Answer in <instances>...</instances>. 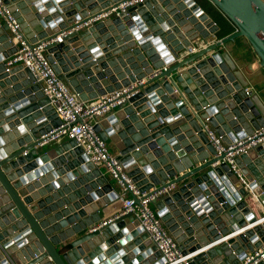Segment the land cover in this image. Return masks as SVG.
Listing matches in <instances>:
<instances>
[{"label": "water", "instance_id": "water-1", "mask_svg": "<svg viewBox=\"0 0 264 264\" xmlns=\"http://www.w3.org/2000/svg\"><path fill=\"white\" fill-rule=\"evenodd\" d=\"M121 1L3 4L29 48L47 43V61L80 100L131 88L94 126L98 137L113 144L140 192L176 186L152 205L190 264H240L264 245V149L236 159L249 182L245 189L227 164H218L223 156H216L203 127L208 119L229 145L264 126V103L244 92L252 68H238L230 47L244 43L258 61L255 74L264 76V0H206L234 28L213 43L219 27L195 0H146L127 15L75 30ZM1 20L0 264H165L136 217L101 226L117 191L74 141L40 145L61 121L27 69L6 72L4 61L16 48ZM196 39L205 47L181 57ZM20 71L26 82L17 86ZM37 149L35 158L27 156ZM107 189L112 195L105 196Z\"/></svg>", "mask_w": 264, "mask_h": 264}, {"label": "built area", "instance_id": "built-area-1", "mask_svg": "<svg viewBox=\"0 0 264 264\" xmlns=\"http://www.w3.org/2000/svg\"><path fill=\"white\" fill-rule=\"evenodd\" d=\"M145 1L122 0L116 8H112L99 18L83 23L75 30L88 29L99 19H104L105 16L121 17L127 15L129 11L138 8ZM0 18H2V24L7 27L12 45L16 48L15 52L4 61L6 72H9L16 65H22L23 68L27 69L35 82L40 84L48 104L61 121V125L40 145H47L63 137L72 140L91 164L96 167L103 166L106 170L105 174L116 183L118 199L110 206L115 203L119 205L114 207L115 212L112 216L102 220L101 226H105L115 218L130 214L137 218L139 227L146 233L147 240L155 245L165 264H190L191 258L183 255L177 243L151 208L152 203L157 202L162 196L171 194L176 186L171 185L152 194L140 192L123 170L118 157L109 152L107 145L101 141L94 130L96 124L113 113L124 102L122 95L130 91L131 88L108 93L93 101L80 100L69 86L58 78L51 64L47 61L45 55L47 43L37 44L29 48L21 39L18 34L21 30L20 25L8 7L3 4V0H0ZM70 33L71 31L64 32L56 38V42H61L62 38ZM216 41L218 40L212 41V43ZM197 51L198 49L195 47H190L186 55L194 54ZM165 68L163 70H166ZM251 91L255 92L253 87L244 90L245 94ZM207 121L208 119L205 120V122ZM205 122L203 131L206 133L209 143L214 148L217 157L223 156L218 164H227L229 170L237 177L238 182L245 189H249V182L237 166L236 159L242 154H247L253 148L262 147L264 149V126L255 130L252 135L226 145L221 137L217 136ZM135 199L138 200V204H136ZM261 260H264V245L255 250L254 253L249 254L240 264H258Z\"/></svg>", "mask_w": 264, "mask_h": 264}, {"label": "crops", "instance_id": "crops-1", "mask_svg": "<svg viewBox=\"0 0 264 264\" xmlns=\"http://www.w3.org/2000/svg\"><path fill=\"white\" fill-rule=\"evenodd\" d=\"M49 1L52 2L53 0H49ZM195 1L211 17V19L213 21H214L213 17L215 15H221L222 16V14H215V13H219V12L209 2H207L206 0H195ZM41 10H42L41 12L43 14L46 13V10L43 8V5L41 6ZM219 32H220V29H219L218 33L215 35V37L211 38L210 42L215 41V40H219V36H218ZM203 44L204 43L199 41V39H196L193 42V44L191 45V47H195L196 49L200 50L201 48H203L202 47ZM230 47H231V50L233 51V57L232 58H233L234 61H236L235 64H236V66L238 68L243 70L245 67H248V65H249V67L251 66L253 74L252 75H248V78L251 77V79H250V81H249V83H248L246 88L254 87L255 93L258 95L259 99L264 103V76H262L261 74H255V72H257L259 70L258 61L254 60V56H253L252 52L250 51V49L246 45H244V43H242L240 40L236 41L235 44L230 46ZM219 50H221V52H225L226 51L225 47H223V46H221L219 48ZM186 54H187V51L181 53L180 56L181 57L182 56H186ZM15 77H16V80H15V82H13L14 85L18 86V85L22 84L23 82H26V78H25L24 74L21 71L17 72L15 74ZM142 82H144V81H142ZM137 84L134 85V86H137ZM30 97L34 99V100H32L34 102L37 99L36 95L33 96V94H31ZM209 128L212 131H214L213 128H211L210 126H209ZM67 140L68 139L65 138V137L59 138L56 141L50 142L49 144L45 145L44 147L46 149H49V148L55 147L57 145L64 144V142H66ZM106 145H107V148H108L109 152H111L112 154H115L118 157V152L115 150V147L113 146V144L108 142ZM38 151L39 150L37 149L34 152H29L27 154V156L28 157L30 156L31 158H35L38 155ZM100 169L102 170V172L105 170V168L103 166H101ZM105 172H106V170H105ZM103 186L105 187L106 185L103 184ZM112 186L115 189V191H117V187H116L115 184L113 185V182H112ZM36 192H38V190L34 191V193H36ZM34 193H32V194H34ZM107 195H112V191L107 189V192L105 193V196H107ZM118 205H119L118 203H115L114 205L107 207L104 210L103 219H106L110 215L112 216L113 213L115 212V208L114 207L118 206ZM151 208L154 210V206L152 204H151ZM255 216H258L257 210L255 211ZM190 238H192V236H190Z\"/></svg>", "mask_w": 264, "mask_h": 264}, {"label": "trees", "instance_id": "trees-1", "mask_svg": "<svg viewBox=\"0 0 264 264\" xmlns=\"http://www.w3.org/2000/svg\"><path fill=\"white\" fill-rule=\"evenodd\" d=\"M215 14H220V13H215ZM213 19L216 25L220 29V32L218 34L219 39L234 32L233 26L223 16L215 15Z\"/></svg>", "mask_w": 264, "mask_h": 264}, {"label": "rangeland", "instance_id": "rangeland-1", "mask_svg": "<svg viewBox=\"0 0 264 264\" xmlns=\"http://www.w3.org/2000/svg\"><path fill=\"white\" fill-rule=\"evenodd\" d=\"M105 172V170L103 171V173ZM113 182V185L115 184L116 185V183L114 182V181H112Z\"/></svg>", "mask_w": 264, "mask_h": 264}]
</instances>
